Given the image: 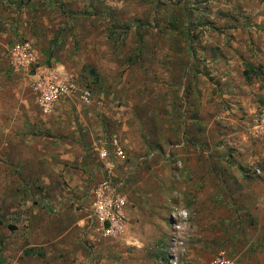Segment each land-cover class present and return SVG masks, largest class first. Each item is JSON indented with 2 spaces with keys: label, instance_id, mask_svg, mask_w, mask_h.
<instances>
[{
  "label": "rangeland",
  "instance_id": "rangeland-1",
  "mask_svg": "<svg viewBox=\"0 0 264 264\" xmlns=\"http://www.w3.org/2000/svg\"><path fill=\"white\" fill-rule=\"evenodd\" d=\"M38 4L51 47L59 55L67 52L62 61L77 87L91 89L87 105L77 96L64 99L72 113L78 105L105 102L108 112L128 118L125 129L115 124L110 130L126 160L116 161L111 150L108 160L117 175L127 177L114 179L124 180L120 191L128 210L145 217L119 247L125 250L123 264H210L219 250L237 264H264V170L251 178L242 169L239 181L225 161L235 138L227 123L210 120L205 126L198 115L199 108L209 114L220 100L233 99L234 93L219 87L213 66L221 41L226 46L235 38L232 25L238 18L249 22L237 0ZM8 187L0 196L11 195Z\"/></svg>",
  "mask_w": 264,
  "mask_h": 264
},
{
  "label": "crops",
  "instance_id": "crops-1",
  "mask_svg": "<svg viewBox=\"0 0 264 264\" xmlns=\"http://www.w3.org/2000/svg\"><path fill=\"white\" fill-rule=\"evenodd\" d=\"M39 1L0 0V190L12 185L10 196H0V264H123L125 250L121 253L119 247L132 225L145 216L127 207L124 234L107 238L87 230L85 208L91 189L108 171L127 178L117 175L110 160L102 159L93 146L106 134L105 120L123 130L128 118L121 112H108L105 102L78 105L72 113V104L62 100L50 116L38 111L30 78L11 71L8 50L15 42L31 41L40 65L75 75L68 62L62 61L67 52L59 55L51 47ZM237 2L238 11L248 15L249 22L238 18L232 25L235 38L226 46L221 41L213 66L219 87L234 93L233 99L220 100L209 114L199 108L198 115L205 126L210 120L218 126L227 123L235 138L225 161L240 181L242 169L254 178L262 154L252 135V120L264 102V0ZM246 66L252 70L249 79L244 77ZM189 104L185 114L190 116ZM8 158L14 164L7 163ZM260 184L264 186V181ZM14 187L23 189V194ZM139 252L134 250L133 255Z\"/></svg>",
  "mask_w": 264,
  "mask_h": 264
},
{
  "label": "built area",
  "instance_id": "built-area-1",
  "mask_svg": "<svg viewBox=\"0 0 264 264\" xmlns=\"http://www.w3.org/2000/svg\"><path fill=\"white\" fill-rule=\"evenodd\" d=\"M11 71L30 75L32 82L30 89L36 97L38 111L44 116H50L56 105L66 98L79 97L82 104L91 101V90H80L74 76L65 70L49 65H40L34 44L22 39L15 42L8 50ZM252 135L260 143L262 154L260 166L254 169L256 175L264 170V102L257 110L252 120ZM100 147L94 146L95 152L102 159L110 158V151L116 161H125L126 153L116 136L110 139L104 137ZM113 174L108 171L106 178L97 183L90 191L89 205L85 208L87 214L86 228L101 237H118L127 229L126 208L128 199L120 190L124 182H117ZM210 264H236L225 250H219Z\"/></svg>",
  "mask_w": 264,
  "mask_h": 264
},
{
  "label": "trees",
  "instance_id": "trees-1",
  "mask_svg": "<svg viewBox=\"0 0 264 264\" xmlns=\"http://www.w3.org/2000/svg\"><path fill=\"white\" fill-rule=\"evenodd\" d=\"M246 68L248 69V71H245L244 72V77L246 78V79H249V72H251L252 70H251V68H250V66H246ZM91 73H93L92 71H91ZM91 90V89H90ZM116 123L115 122H109V123H105V130H106V139H110L112 136H111V129L113 130V127L112 126H114ZM117 126V125H116ZM106 128H108V129H106Z\"/></svg>",
  "mask_w": 264,
  "mask_h": 264
}]
</instances>
